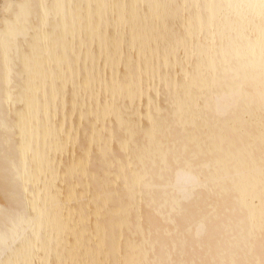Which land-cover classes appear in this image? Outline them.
I'll return each instance as SVG.
<instances>
[{"label": "bare ground", "instance_id": "bare-ground-1", "mask_svg": "<svg viewBox=\"0 0 264 264\" xmlns=\"http://www.w3.org/2000/svg\"><path fill=\"white\" fill-rule=\"evenodd\" d=\"M148 144L155 171L137 161ZM172 197L186 212L167 238L142 200ZM263 210L264 0H0V264H264ZM214 211L202 249L173 247Z\"/></svg>", "mask_w": 264, "mask_h": 264}, {"label": "rangeland", "instance_id": "rangeland-1", "mask_svg": "<svg viewBox=\"0 0 264 264\" xmlns=\"http://www.w3.org/2000/svg\"><path fill=\"white\" fill-rule=\"evenodd\" d=\"M169 20H170V18H169ZM222 103L223 102L221 100L219 102V105L222 106ZM120 123L121 122H118V125H120ZM166 131H169L168 126L166 127ZM144 133L146 135V139L149 137L153 138L155 136V134H159V135L163 134L160 130H158V131L152 130L151 132L145 131ZM124 134L130 141V154H131V152L133 154L132 150H135V149L137 150L136 142L134 140V130L132 129V127L127 128V129H125ZM95 152L99 155L100 160L102 162H105L107 160L108 149H107L104 142H101L99 144V146H97L95 148ZM153 152H154V150L152 149L151 145L148 144L144 147V152L141 153L139 156H137V161L141 165V167H143L144 162L150 161L153 163L152 170L153 171L157 170V168H156L157 166L155 164V161L152 160V154L151 153H153ZM164 157H165V153L163 154V157L161 158V162L163 164H164ZM196 158H197L196 155H192L191 160H187V164L188 165L192 164L193 160H195ZM163 166L159 167L158 170L159 171L162 170ZM132 167L134 170H136V168H137L135 163L132 164ZM67 171H68V169H67ZM128 172H130V170H128ZM128 178H129V173L124 176L125 180H127ZM144 182H147V180L144 179ZM110 183H111L110 180L107 179L106 181H104V186L107 188L110 186ZM138 188L145 190L146 196L148 197L150 195V191L152 189H154L155 187L151 186V185H142ZM156 188H160L162 190H166V189L173 190V189H175L173 187H156ZM136 189H137L136 186L135 187H129L128 189H124V190L119 192L120 194L127 193V197H128V200L130 201L131 206L133 205V197H134V193H135ZM180 189H183V188H180ZM102 197L111 198L112 194L107 193V194H104V195L99 196V197L90 198V202L92 204H95ZM231 197H232V195H230V194H224V195L220 196V200L223 202L229 201L228 199H230ZM181 199H182L181 197H178V198L172 197L170 204H167L166 200L163 199L157 207H152V205L150 203H148L145 198L142 200V207L145 211L152 210L155 214L159 215L160 218L166 219L170 224H173L172 225L173 229L171 232L169 230L164 231V235L167 238H171L173 235H175V234L177 235V233H178V231L176 230V226L174 225L173 215L174 214L182 215L186 212V208L183 206ZM226 203L227 204L224 206V211H230L231 206H230V204H228L229 202H226ZM75 204H77V202ZM67 205L68 204H65V206H67ZM194 205H196V204H193V207H194ZM190 206H191V204H187V207H190ZM101 210L103 211V213H101V216L103 218L108 217L110 215L107 205H103ZM212 210H213V208H210L209 212ZM208 213L204 214V216L197 219L194 223L187 225L185 230L183 232H180V236H177L176 240L172 241L173 247L174 248H176L178 246H180V247L184 246L185 247L186 244H188L189 242L195 241L198 248L202 249L203 245H202V243H199L198 240L204 239L205 237L203 236V234L200 233L199 228L196 227V223L204 220L205 218L209 220L210 218H214L216 216V211L212 212L211 214H208ZM262 214L264 215V210L262 211ZM230 226L234 227L236 229V235L238 236V237L235 235L230 236V238H234L230 242L231 243V250L234 253H236L237 255H239L240 253L243 252V254H245V256H247L249 249L245 245H248V243H246L245 245L240 244V238H243V237H248V238L250 237L251 238L252 234H253V229L251 228V226H248V225L245 226V225L241 224L240 220H238V219L236 221H233ZM127 228H128V226L126 227V229ZM207 240H208V242H210L211 241L210 237ZM203 244L206 245V242H203ZM191 247H192V245H191ZM129 249H130V244H129V241H127L126 243H124L122 245V253L126 254ZM115 257H116V255L112 254L111 261L113 259H115ZM194 258H193V256H191L190 260H192V262H193ZM211 259H213V256L211 255L210 250H207L205 253H200V256H199L197 262H198V264H210ZM242 261H243V264H251L249 262V260H245L244 258L242 259Z\"/></svg>", "mask_w": 264, "mask_h": 264}]
</instances>
